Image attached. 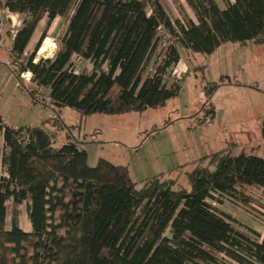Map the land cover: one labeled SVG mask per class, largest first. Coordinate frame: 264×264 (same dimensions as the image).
I'll return each mask as SVG.
<instances>
[{
	"label": "trees",
	"instance_id": "trees-1",
	"mask_svg": "<svg viewBox=\"0 0 264 264\" xmlns=\"http://www.w3.org/2000/svg\"><path fill=\"white\" fill-rule=\"evenodd\" d=\"M186 1L196 20L173 21L159 0H0V17H23L10 38L12 71L21 86L32 75L36 89L23 87L36 99L83 117L163 108L183 86L165 80L181 50L264 47V0ZM57 18L66 21L57 51L37 60ZM203 111L214 117L209 102ZM56 141L42 126L17 128L0 115V264H264V235L218 207L264 208L257 147L238 155L229 147L139 187L126 166L100 159L91 167L83 144ZM23 209L29 231L20 225Z\"/></svg>",
	"mask_w": 264,
	"mask_h": 264
},
{
	"label": "rangeland",
	"instance_id": "rangeland-1",
	"mask_svg": "<svg viewBox=\"0 0 264 264\" xmlns=\"http://www.w3.org/2000/svg\"><path fill=\"white\" fill-rule=\"evenodd\" d=\"M170 18L196 20L186 0H159ZM225 7L223 0H219ZM23 17L16 18L20 22ZM43 20L31 41L25 58L46 29ZM66 27L63 18H57L48 31L37 54L51 58L57 51L56 40ZM19 27L16 26V30ZM11 25H7L10 31ZM6 31L0 44V115L6 124L42 128L56 134V147L68 141H78L88 151V163L96 166L105 159L117 166H126L131 179L141 187L148 179L161 173L169 174L177 167L215 152L233 148L235 155L257 147L264 155V47L253 42L245 45L228 43L212 55L193 54L181 50L182 60L166 77L168 86L183 82L178 96L165 107L147 109L141 113L124 115L94 114L83 117L79 112L64 108L54 109L49 100H39L28 91L36 89L22 76L23 86L11 68L12 33ZM15 31V30H14ZM78 67L85 63L76 62ZM150 68H154L153 62ZM25 75V74H24ZM184 78V80H183ZM213 95L208 98L214 86ZM214 107V117L203 111L207 103ZM183 183L185 179L181 178ZM264 205V199H263ZM232 216L238 225L247 226L264 235V208L251 210L226 202L218 206ZM10 207L8 226L12 221ZM21 227L29 231L25 210L20 216Z\"/></svg>",
	"mask_w": 264,
	"mask_h": 264
},
{
	"label": "built area",
	"instance_id": "built-area-1",
	"mask_svg": "<svg viewBox=\"0 0 264 264\" xmlns=\"http://www.w3.org/2000/svg\"><path fill=\"white\" fill-rule=\"evenodd\" d=\"M5 12L6 15L4 14L2 17H0V44L2 43V38L7 31V25H9L11 22L14 23L13 18L10 15V12L8 10ZM12 34L15 35L16 31L13 30ZM23 77L26 78L27 81H29L32 75L28 72L25 75H23Z\"/></svg>",
	"mask_w": 264,
	"mask_h": 264
},
{
	"label": "crops",
	"instance_id": "crops-1",
	"mask_svg": "<svg viewBox=\"0 0 264 264\" xmlns=\"http://www.w3.org/2000/svg\"><path fill=\"white\" fill-rule=\"evenodd\" d=\"M1 1H6V0H1ZM5 15H6V12L4 13ZM10 15L12 16V18H13V22L14 23H10V25H11V33L13 32V30H15L16 32H17V30L15 29L16 28V26L17 27H21V21L20 22H18L17 20H16V18H19L20 16H18V15H15V14H12V13H10ZM18 28V29H19ZM37 32V31H36ZM36 34V33H35ZM13 35V34H12ZM34 38V37H33ZM3 173V168H2V166H1V162H0V176H1V174ZM12 205H10V207H11Z\"/></svg>",
	"mask_w": 264,
	"mask_h": 264
}]
</instances>
